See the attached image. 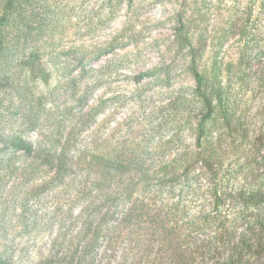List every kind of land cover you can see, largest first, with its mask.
I'll return each instance as SVG.
<instances>
[{"label":"rangeland","instance_id":"rangeland-1","mask_svg":"<svg viewBox=\"0 0 264 264\" xmlns=\"http://www.w3.org/2000/svg\"><path fill=\"white\" fill-rule=\"evenodd\" d=\"M0 264H264V0H0Z\"/></svg>","mask_w":264,"mask_h":264},{"label":"trees","instance_id":"trees-1","mask_svg":"<svg viewBox=\"0 0 264 264\" xmlns=\"http://www.w3.org/2000/svg\"><path fill=\"white\" fill-rule=\"evenodd\" d=\"M191 73H192V76H193V79H194V82H195V90H196L197 94L201 97V99L204 101V103L206 104V106L210 109L211 108L210 107V105H211L210 103H211V100L212 99L210 98L209 93L206 92L207 89L205 88V84H204L203 78L200 75V73L197 71V69L195 67V64L192 65ZM62 156H63V154H62ZM101 160H103V159H101ZM102 162L103 163H106V168H107V163L108 162H105V161H102ZM202 165L208 171L209 170L210 171H216V170H214L213 163H212V161L210 159L203 158ZM109 167L111 169L113 168L114 169V172L117 174L118 172H124V171L127 172L126 171V168L129 167V166H128L127 163H118V164H114L113 166H109ZM217 174H218V171H217ZM137 178H139V176H137L136 179ZM140 182L144 184L143 179L140 180ZM132 186H133V184L132 185L128 184L125 187L128 190V189H131ZM214 188H216V185L214 186ZM227 196L228 195L225 196V194L220 195V197H224V198H226ZM134 211H136L134 208H130L129 211H128V213H127V216L129 217ZM174 218L176 219V217H174ZM171 222H173V221L171 220ZM176 228L179 229V227H176ZM169 230L172 231V232H177L178 231L177 229H174V228H170ZM166 243H167V240L165 239L162 244L164 246H166ZM167 245L169 246L170 250L173 248L172 242H168ZM181 247L178 249L179 255H181V254L184 253ZM195 251L196 252H199L200 254L208 253L209 259L212 256H217L219 254L218 252H216L215 249H211L207 245L206 242H204V243L200 244L198 247H196ZM179 258L181 259L179 261L185 260V258H183V256H179Z\"/></svg>","mask_w":264,"mask_h":264}]
</instances>
